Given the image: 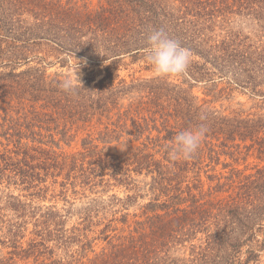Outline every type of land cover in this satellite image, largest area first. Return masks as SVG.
I'll list each match as a JSON object with an SVG mask.
<instances>
[{"label": "trees", "instance_id": "obj_1", "mask_svg": "<svg viewBox=\"0 0 264 264\" xmlns=\"http://www.w3.org/2000/svg\"><path fill=\"white\" fill-rule=\"evenodd\" d=\"M150 27L191 53L184 80L121 76L145 59ZM55 66L88 71L79 95L59 88ZM236 91L264 100V0H0V264H258L264 109L215 105ZM80 122L104 128L63 150ZM201 124L195 157L170 160L174 136ZM49 180L61 209L34 205ZM120 186L132 194L105 197ZM71 189L87 200L78 209Z\"/></svg>", "mask_w": 264, "mask_h": 264}, {"label": "rangeland", "instance_id": "obj_2", "mask_svg": "<svg viewBox=\"0 0 264 264\" xmlns=\"http://www.w3.org/2000/svg\"><path fill=\"white\" fill-rule=\"evenodd\" d=\"M85 1L91 2L92 5H95L98 2V0H85ZM239 22H241V21H239ZM237 25L243 26L242 23H237ZM145 60L146 59L141 60L140 62L131 65V67L129 69H123L122 71H120L121 76L127 78V80L130 81L132 79L131 74H133L135 77H148V76L155 74L152 70H148L146 68L147 64L145 63ZM48 72L52 73V74H54L55 72H58V73L64 74L65 76H67V78L71 77V78L77 80L78 76H79V78L80 77H86L88 71H82V70L76 69V68H70V69L66 68V67L60 68L58 66H55V67L49 68ZM101 77L102 76L97 77L96 81H98ZM171 78L174 80H177V81H181L182 79L184 80V78L182 76H175V77H171ZM118 80H119V78H116L115 82H117ZM96 81H93L91 83V86H93ZM205 91L206 90L203 87L202 83L194 84L193 92L197 96H199V98L211 99L212 97L206 96ZM0 103H1V100H0ZM215 105L218 108L226 109L228 111L241 110V109L249 110L251 108H253L252 109L253 111H256V110L264 109V100L253 98L252 95H250V93H242V92L236 91L235 95L232 99H229V100L224 99V100L217 101V102H215ZM257 105L260 106L261 108H258ZM0 113L3 114V111H0ZM69 126H71V125L69 124ZM103 128H104V125H99L96 122H93L92 125H89L88 123L84 124L82 122L74 124L72 126V131L70 133L71 134L76 133V136L72 139V141H70L68 143L66 141H61V147L63 148V150L69 151V152L81 149L83 139L87 136L88 133L92 132L96 136V132L99 131L100 129H103ZM154 133H156V132H154ZM60 137H61L60 134H58L57 139H59ZM121 140H126V139H121ZM123 142H126V141H123ZM123 142H120V143L115 142V144L117 146L115 152L121 154V153H124L128 149L126 147L127 144L125 145V144H123ZM138 144H140V142H138V141H134L131 143V145H134V146L138 145ZM1 148H2V146L0 145V149ZM222 159L225 160L226 157L224 156ZM226 160L231 162L230 158H227ZM258 162L259 161L256 157L251 156L248 158L247 162H244L241 160L240 164H238V166L240 168H244L246 166L252 167L255 164H257ZM218 170H222V165L218 166ZM142 179H144L143 176L137 177V180H142ZM61 180H62V177L59 178V181H61ZM47 184H49L50 189L47 191L46 194H43L44 196L33 198L34 205L42 207L43 209H45L47 206H56L58 209L63 208L65 206L66 202L64 200V197L60 194L61 189H62L60 183L53 184L52 180H49ZM2 187H4V186L2 185ZM11 190L16 195H18V194L22 195L23 198H25L24 195L28 193L26 191H20L14 186L11 187ZM113 193H116L119 197H125L127 194H132V192L127 191L125 187L120 186V187H115L113 190L109 191V193H107L105 195V197H107L108 195L113 194ZM68 194H69V196H68L69 199L71 201H75V206H74L75 209H78L81 205H83L87 201L84 198H80V195L77 196L74 193H72V189L68 192ZM75 197H77V198H75ZM26 198L28 200H31L30 196H28ZM147 201H148V198L147 199L139 198L136 203H133L130 206L129 212L131 214L140 213L141 212V210H140L141 205H143ZM124 211H126V210H124ZM75 219H76V216L72 218V220L70 221L69 224L71 225L72 223H74ZM102 245H103L102 242H97V244L95 246L96 250H99ZM10 250H11L10 248H4V249H2L1 254L8 256V251H10ZM258 264H264V253H263V256L261 257V261Z\"/></svg>", "mask_w": 264, "mask_h": 264}, {"label": "clouds", "instance_id": "obj_3", "mask_svg": "<svg viewBox=\"0 0 264 264\" xmlns=\"http://www.w3.org/2000/svg\"><path fill=\"white\" fill-rule=\"evenodd\" d=\"M145 35L147 46L144 48V56L157 76L169 78L186 75L191 62V53L187 49L169 38L163 29L150 27ZM59 88L69 95L76 96L79 95L80 85L77 80L68 77L59 83ZM206 132L207 127L201 124L176 134L172 143L166 146L169 159L172 161L193 159Z\"/></svg>", "mask_w": 264, "mask_h": 264}]
</instances>
